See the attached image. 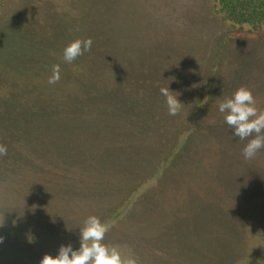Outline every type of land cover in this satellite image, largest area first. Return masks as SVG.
Wrapping results in <instances>:
<instances>
[{
  "label": "trees",
  "instance_id": "1",
  "mask_svg": "<svg viewBox=\"0 0 264 264\" xmlns=\"http://www.w3.org/2000/svg\"><path fill=\"white\" fill-rule=\"evenodd\" d=\"M211 1L227 24L264 26V0ZM51 2L62 3H37ZM93 2L50 18L0 0V264L79 249L92 215L109 226L104 243L137 264H264V149L244 159L251 137L233 136L218 110L225 95L213 100L204 88L171 116L156 92L175 93L174 78L124 77L121 41L90 20L111 22L106 0ZM78 38H92L91 51L64 62ZM57 64L60 80L49 84ZM132 82L145 94L126 93Z\"/></svg>",
  "mask_w": 264,
  "mask_h": 264
},
{
  "label": "rangeland",
  "instance_id": "2",
  "mask_svg": "<svg viewBox=\"0 0 264 264\" xmlns=\"http://www.w3.org/2000/svg\"><path fill=\"white\" fill-rule=\"evenodd\" d=\"M10 1L22 3L19 12L30 15L45 12L50 18H56L55 12L60 13L61 7L70 10L69 6H73L84 11V8L90 9L92 2L61 0L59 5L51 2L39 7L37 2L42 0ZM93 3L96 5V0ZM106 7L112 17L110 23H102L97 14L90 20L112 32V44L121 41V57L126 66L119 68L123 69L124 77L139 81L148 77L153 84H162L165 80L166 86L169 75L177 83L175 93L182 92L184 106L198 98L204 88L216 100L223 95L228 97L240 86H247L253 92L257 107L264 110V103L259 102L264 100V26L240 29L227 24L215 12L211 0H106ZM76 19L78 22L79 17ZM231 26L234 31H230ZM82 27L81 22L74 25L77 30ZM132 83L133 90L128 88L130 91L126 93L136 97L145 94L139 91L143 84ZM120 88L122 92L126 90L123 86ZM160 88L161 85L156 93H160ZM159 240L166 245V241ZM141 258L139 264H146V258ZM231 258H224L222 264ZM157 262L164 264L163 260Z\"/></svg>",
  "mask_w": 264,
  "mask_h": 264
},
{
  "label": "clouds",
  "instance_id": "3",
  "mask_svg": "<svg viewBox=\"0 0 264 264\" xmlns=\"http://www.w3.org/2000/svg\"><path fill=\"white\" fill-rule=\"evenodd\" d=\"M93 45L92 38H78L70 42L63 50V61L71 64L78 57L90 52ZM55 54V53H51ZM60 80V65H54L49 84H56ZM160 93L166 98L168 114L175 116L184 106L178 100V93L170 91L169 87H161ZM208 97L205 98V101ZM218 110L223 115L225 123L231 127L233 136L240 140L248 139L242 150L245 160L255 158L264 149V110L257 107V101L252 90L247 86H240L231 97H225L218 103ZM7 155V147L0 144V156ZM15 224V222H13ZM4 226V217L0 227ZM80 229V247L74 250L71 244L61 245L58 254H45L40 264H137L133 258L122 255L118 246L104 243L108 224L95 215L89 216ZM5 237L0 236V243ZM29 242L33 238L29 237Z\"/></svg>",
  "mask_w": 264,
  "mask_h": 264
}]
</instances>
